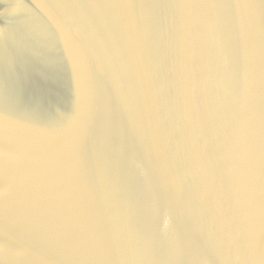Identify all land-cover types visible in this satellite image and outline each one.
Returning <instances> with one entry per match:
<instances>
[{
    "label": "water",
    "instance_id": "water-1",
    "mask_svg": "<svg viewBox=\"0 0 264 264\" xmlns=\"http://www.w3.org/2000/svg\"><path fill=\"white\" fill-rule=\"evenodd\" d=\"M0 264H264V0H0Z\"/></svg>",
    "mask_w": 264,
    "mask_h": 264
}]
</instances>
